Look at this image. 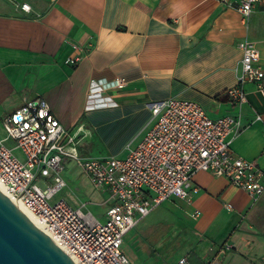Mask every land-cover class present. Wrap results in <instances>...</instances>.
Instances as JSON below:
<instances>
[{"label": "crops", "instance_id": "crops-1", "mask_svg": "<svg viewBox=\"0 0 264 264\" xmlns=\"http://www.w3.org/2000/svg\"><path fill=\"white\" fill-rule=\"evenodd\" d=\"M242 40L255 43L264 70L261 7L244 24L219 0H0V96L14 89L26 90L22 100L42 96L89 148L78 150L82 157H125L150 126L149 104L191 100L211 119L239 115V131L226 139L235 155L264 171V96L253 84L244 85L240 105L227 94L240 73ZM72 44L83 47L76 65L64 62ZM117 78L124 87L113 86ZM96 82L104 90L94 95ZM192 183L198 191L188 201L164 200L124 235L139 256L175 243L177 260L207 264L228 246L219 264H264V191L253 199L202 170ZM93 192L108 206L106 190ZM123 252L136 264L134 250Z\"/></svg>", "mask_w": 264, "mask_h": 264}, {"label": "built area", "instance_id": "built-area-1", "mask_svg": "<svg viewBox=\"0 0 264 264\" xmlns=\"http://www.w3.org/2000/svg\"><path fill=\"white\" fill-rule=\"evenodd\" d=\"M219 1L239 11L244 24L255 7L264 10V0ZM20 6L30 9L27 3ZM72 47L64 62L76 65L83 47ZM237 47L242 55L240 73L227 94L240 105L245 100V84H253L264 96V70L258 64L260 55L254 42L242 40ZM125 83L117 78L113 86L122 88ZM91 86L94 95L104 90L98 82ZM149 107L150 126L122 158L80 156L76 137L63 128L40 95L23 98L22 104L1 120L6 134L0 139L4 193L32 213L42 231L73 263L133 264L121 247L124 235L164 200L177 197L188 201L192 192L198 191L192 179L201 170L226 177L253 199L264 191V171L254 161L235 155L230 139H226L239 131V115L211 119L199 103L174 97ZM8 140L13 141V147L6 145ZM15 149L21 151L23 161ZM71 159L79 162L94 189L109 193L104 221L82 206L54 199L66 186L60 173L64 161ZM192 215L198 216V212ZM227 247H221L207 264H219L217 256ZM176 264L192 263L180 257Z\"/></svg>", "mask_w": 264, "mask_h": 264}, {"label": "water", "instance_id": "water-1", "mask_svg": "<svg viewBox=\"0 0 264 264\" xmlns=\"http://www.w3.org/2000/svg\"><path fill=\"white\" fill-rule=\"evenodd\" d=\"M0 264H76L1 187Z\"/></svg>", "mask_w": 264, "mask_h": 264}, {"label": "rangeland", "instance_id": "rangeland-1", "mask_svg": "<svg viewBox=\"0 0 264 264\" xmlns=\"http://www.w3.org/2000/svg\"><path fill=\"white\" fill-rule=\"evenodd\" d=\"M25 91L23 89H14L0 96V139L6 137L1 122L2 118L5 115L11 114L12 111H14L22 104V96L23 94H25ZM6 145L9 147H13V141L8 140L6 142ZM77 148L80 152H82L83 150H89L88 147H85V149L79 144L77 145ZM15 153L21 161L24 160V157L20 150L15 149ZM117 157L122 158V156ZM60 175L61 177H63L66 186L61 191H59L54 199L58 200L59 198H63L70 205L82 206L86 211H90L101 222L104 221V215L107 206L103 203L99 204L98 199L96 198L97 194L96 192H93L96 190L90 188L79 162L73 159L66 162L65 168L60 173ZM121 247L122 249H125V251L129 254H131L132 250H134L135 254H137V259H135L136 264H176V258L179 256V253L177 252V244L175 243L163 245L161 249H150V251L152 250L150 256H139L141 253L139 252L140 254H138L136 247L133 245V242H131L130 233L124 237ZM175 248L177 250L175 251V254L170 253V249Z\"/></svg>", "mask_w": 264, "mask_h": 264}, {"label": "bare ground", "instance_id": "bare-ground-1", "mask_svg": "<svg viewBox=\"0 0 264 264\" xmlns=\"http://www.w3.org/2000/svg\"><path fill=\"white\" fill-rule=\"evenodd\" d=\"M0 187L2 188V190H3V187L1 186V184H0ZM12 201V200H11ZM15 202V204L17 205V207L18 208H20L27 216H28V218L29 219H31L32 221H34L40 228H41V230H42V227L40 226V224L38 223V221H36L35 220V218H34V216L32 215V213L31 212H29L28 210H27V208L26 207H24L19 201H14Z\"/></svg>", "mask_w": 264, "mask_h": 264}]
</instances>
